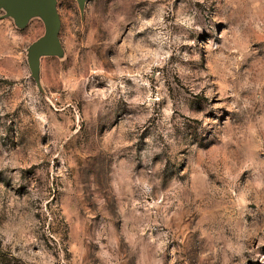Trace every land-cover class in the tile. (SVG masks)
Here are the masks:
<instances>
[{
    "label": "rangeland",
    "instance_id": "1",
    "mask_svg": "<svg viewBox=\"0 0 264 264\" xmlns=\"http://www.w3.org/2000/svg\"><path fill=\"white\" fill-rule=\"evenodd\" d=\"M0 2V264H264V0Z\"/></svg>",
    "mask_w": 264,
    "mask_h": 264
},
{
    "label": "water",
    "instance_id": "2",
    "mask_svg": "<svg viewBox=\"0 0 264 264\" xmlns=\"http://www.w3.org/2000/svg\"><path fill=\"white\" fill-rule=\"evenodd\" d=\"M83 4L85 0H78ZM0 2L19 18L24 15L43 12L50 26L51 32H57L59 27V16L57 12V0H0Z\"/></svg>",
    "mask_w": 264,
    "mask_h": 264
}]
</instances>
